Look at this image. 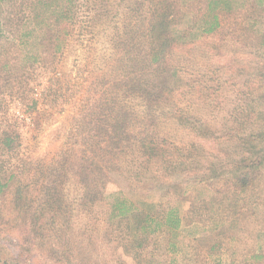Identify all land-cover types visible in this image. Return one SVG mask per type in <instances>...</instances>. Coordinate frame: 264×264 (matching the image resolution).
<instances>
[{
  "label": "rangeland",
  "instance_id": "rangeland-1",
  "mask_svg": "<svg viewBox=\"0 0 264 264\" xmlns=\"http://www.w3.org/2000/svg\"><path fill=\"white\" fill-rule=\"evenodd\" d=\"M130 1L109 0L104 18L85 14L60 52L38 35L20 52L0 47L14 57L0 66V264H264V3L238 0L218 31L194 32L149 76L116 43L130 29ZM138 67L170 95L154 109L133 85L143 84ZM252 129L263 163L238 187ZM145 141L195 153L171 169L165 156L148 159ZM72 160L97 172L68 162L65 173Z\"/></svg>",
  "mask_w": 264,
  "mask_h": 264
},
{
  "label": "trees",
  "instance_id": "trees-1",
  "mask_svg": "<svg viewBox=\"0 0 264 264\" xmlns=\"http://www.w3.org/2000/svg\"><path fill=\"white\" fill-rule=\"evenodd\" d=\"M108 1L109 0H0V47L5 50V52L7 50H13L15 51L14 53H16V51L20 52L21 48L30 44V39L32 37L38 35L36 39L41 48L45 51L54 49L55 52H60L62 46L67 43L72 30L77 24L82 22V18L91 19L88 15L85 16V14H93L95 18H104L107 15L108 11L104 9L105 5L103 4H107ZM255 2L257 5H262L264 0H255ZM97 4H101L100 7L104 9L102 12L99 11L100 8L96 7ZM40 6L42 10L37 11ZM238 6V0H133L129 2L128 6V10L132 14V18L130 17L131 24L128 26L130 29L126 30V32L118 33L116 35V43L122 47L125 59L128 61L130 60L137 66L138 64L142 65V67H145L144 69L148 68L147 75L150 76L149 73L153 69V66L160 63L162 60H166L167 54L173 46L185 44V40L193 37L196 31H199L200 35L211 34L218 31L222 27L224 21L236 13ZM50 45L53 47H50ZM53 55L55 54L53 53ZM0 57V66L4 64L5 61H10L11 58H14L4 57L2 59L1 53ZM34 58L33 55H26V61H32ZM52 58L55 59L56 57ZM16 59L17 58H15V60ZM15 67H17V65H15ZM15 67L10 68L18 70V68ZM142 67L136 68L135 72L132 74L137 73V80L143 84L140 85L137 81L132 82L137 89L146 93L149 106L151 107L149 109H154V105H156L155 102L159 99L164 101V99L170 95L164 90L159 91V87H152V82L157 80L156 77H150V79L145 78V72L143 76L141 74L138 75L139 72L144 70H141ZM9 75L10 74H6L4 78H8ZM143 78L144 80H142ZM169 93L171 94L172 91L169 90ZM260 100L264 103V94L261 95ZM178 113L180 112H175L173 114L177 117ZM181 119H183V117ZM258 119H262V116H259ZM260 121L264 123V120ZM247 122L249 121H244L242 127L247 128ZM249 123L251 124V121ZM257 124H259L258 120L252 124L251 128H255ZM119 126L121 125H118L117 128L112 126L113 131L122 132L124 134L126 132L123 130L124 126ZM204 129L206 133L208 129ZM255 130L257 129H252L250 133L245 135L246 137L242 144V151L247 156L241 161V164H244L243 168H238L239 171L237 173L240 172L243 177L238 178L236 184L238 187L248 186L249 179L252 180L250 176H254L253 180L255 181L256 171L263 163L261 160L258 161L257 158L253 157L254 154L258 153L255 151L257 146L249 142L250 139L255 138L253 137L255 133H252ZM260 131L262 132L258 133L256 138L264 137V127ZM117 138L119 140V137ZM145 142L146 145L144 148L145 153L148 155V159L155 158V154H160L163 157L165 156L167 159L164 161V166L167 168L174 166L171 169H179V167L187 165L188 160L193 157L195 153L194 147L183 153L179 148L163 150L159 142L153 145H150L149 141ZM13 143H15L14 140L9 141L7 139L4 142V146L10 147ZM173 153H179L182 155V158L174 162ZM153 154L154 156H152ZM68 162H71L73 166H78L83 173L89 168L97 172L96 169L98 165L94 164V162H88L89 164L91 163L90 166L87 165V162H85L84 166H81L79 163H74L72 160L65 161V173L69 168L67 165ZM22 164L21 169L23 171L29 164ZM63 169L64 167H62V170ZM101 170L104 171V169ZM60 172L59 168L55 169L53 172L54 176L50 181H53V178L59 175ZM19 174H21V177L23 176V173ZM43 176L46 177V174ZM3 187L4 186L0 183V189H3ZM177 190L178 188H175L173 194H177ZM2 193L3 191L0 190L1 197L3 196ZM14 195L21 196L22 193L20 189L17 190V192L15 191ZM133 208L137 210V208ZM135 212L136 211H134V214L133 211L129 212L131 217H138V214H135ZM127 213L128 212H123L121 215ZM178 213V209L176 210L175 207H172L168 214L165 213L166 220L174 219L176 221L172 227L181 223L182 219L178 217ZM145 217L146 219H142L144 220L142 222L147 220L146 222H150V225L155 220L150 215L148 216L145 214ZM163 218L162 216L157 223H161Z\"/></svg>",
  "mask_w": 264,
  "mask_h": 264
}]
</instances>
